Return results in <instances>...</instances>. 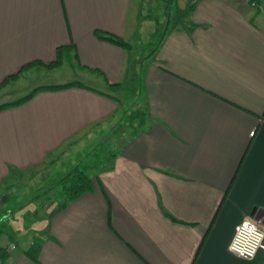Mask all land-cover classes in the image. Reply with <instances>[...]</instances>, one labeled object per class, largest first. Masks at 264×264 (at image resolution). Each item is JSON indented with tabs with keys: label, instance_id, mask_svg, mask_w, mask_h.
I'll return each mask as SVG.
<instances>
[{
	"label": "crops",
	"instance_id": "crops-1",
	"mask_svg": "<svg viewBox=\"0 0 264 264\" xmlns=\"http://www.w3.org/2000/svg\"><path fill=\"white\" fill-rule=\"evenodd\" d=\"M259 2L185 0L183 23L153 36L154 51L134 60V45L125 49L96 31L129 42L132 11L136 23L149 20L145 0L137 7L135 0H0V83L73 46L79 70L102 88L116 93L136 78L140 112L129 118L130 100L89 85L41 92L0 112V184L45 165L64 145L132 133L109 167L74 166L98 178L93 192L61 210L66 198L54 184L45 216L36 215L35 239L19 249L10 238L0 247L9 255L2 264H264V250L253 260L229 250L240 222L264 228ZM46 65L39 67L52 69Z\"/></svg>",
	"mask_w": 264,
	"mask_h": 264
},
{
	"label": "rangeland",
	"instance_id": "rangeland-1",
	"mask_svg": "<svg viewBox=\"0 0 264 264\" xmlns=\"http://www.w3.org/2000/svg\"><path fill=\"white\" fill-rule=\"evenodd\" d=\"M136 1L137 3L134 5L137 7L138 0ZM144 8L145 16L149 20L139 21L140 19H138L136 23L134 15L137 14V8L132 11V35L128 41L135 46L134 52L132 54L130 52L129 56L134 60L137 56L142 59L154 51L158 42L157 39L155 41L151 40L153 36L158 38L159 32L166 27L183 23L184 18H182L180 10L185 8V0H145ZM140 24L141 28L139 27ZM139 62L136 61L135 64ZM137 66L142 68V65L138 64ZM129 73L130 67L128 75ZM72 81L101 89L106 93H114L113 95H118L123 103L130 100L132 106L127 113L129 118L132 115L137 117L140 113L135 107L139 100L136 78L132 82H125L124 89L115 93L105 87L102 88V81L94 82L92 77H84V73L79 70V66L71 53L66 55L61 65L52 69L36 66L26 70L16 81L0 89V92L2 91L0 93V104L16 101L41 85L63 84ZM126 104L127 107H130L128 102ZM127 107L126 110H128ZM134 131L140 132L142 128H137ZM131 135L132 133H127L126 137H118L114 134L101 143L99 140L88 143L85 139L77 141L75 139V143L72 142L70 145L63 146V154H56L45 165L32 172L12 174L2 182L0 184V247L14 237L20 242L19 249H25L31 240L35 239V230L39 228L41 223V219H37L36 215L45 216L47 202L51 200L52 194L50 193L54 184L65 177L76 164H80L85 170L89 169L93 163L99 164V169L102 170L109 167L113 163V154L117 155L120 152L121 147L126 142L124 140L131 137ZM93 169L91 168L88 171L93 173L95 171ZM36 196L39 197L36 198ZM59 203H61L60 200ZM0 264L2 263L0 262Z\"/></svg>",
	"mask_w": 264,
	"mask_h": 264
},
{
	"label": "trees",
	"instance_id": "trees-1",
	"mask_svg": "<svg viewBox=\"0 0 264 264\" xmlns=\"http://www.w3.org/2000/svg\"><path fill=\"white\" fill-rule=\"evenodd\" d=\"M257 2V6L260 3L259 0H255ZM96 35L99 39L108 41L110 43H113L115 45H118L120 47H123L125 49H130L131 45L129 42L125 41L122 38H119L117 36H114L112 34H107L105 32L96 31ZM73 46H63L59 47L57 50V59L55 62H52L51 64H44L43 62L36 61L31 62L23 67V69L12 76L7 77L3 82L0 83V89H2L4 86H7L13 81H16L22 73H24L26 70L33 68V67H39V66H47L50 68L57 67L61 65L64 61V58L66 55L70 53V49H72ZM73 87H79V88H90L87 85L80 83V82H70L68 84L63 85H43L35 88L31 93L28 95L16 100V101H10L3 104H0V112H3L10 108H15L20 105H23L27 102H29L31 99H33L37 94L41 92H48V91H60L68 88ZM91 89V88H90ZM98 181L97 177H91L89 174L86 173L85 170H83L81 167H74L65 177H63L59 181V185L61 187V190L64 193V196L66 198L65 202L60 206V209H65L68 203L78 199L85 193L93 192L95 189V182ZM8 250L7 248H0V262H4L8 259L9 255L7 254Z\"/></svg>",
	"mask_w": 264,
	"mask_h": 264
},
{
	"label": "built area",
	"instance_id": "built-area-1",
	"mask_svg": "<svg viewBox=\"0 0 264 264\" xmlns=\"http://www.w3.org/2000/svg\"><path fill=\"white\" fill-rule=\"evenodd\" d=\"M243 2L257 7L255 0H243ZM229 250L239 258L253 260L259 251L264 250L263 226L251 220L240 222L235 228Z\"/></svg>",
	"mask_w": 264,
	"mask_h": 264
}]
</instances>
